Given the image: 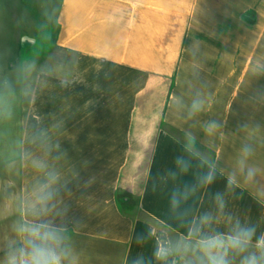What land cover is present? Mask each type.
I'll return each mask as SVG.
<instances>
[{
	"label": "crops",
	"instance_id": "1",
	"mask_svg": "<svg viewBox=\"0 0 264 264\" xmlns=\"http://www.w3.org/2000/svg\"><path fill=\"white\" fill-rule=\"evenodd\" d=\"M52 24L59 56L29 64L31 102L0 124V245L33 180L9 158L26 126L53 144L70 264H161L151 233L178 235L165 226L169 193L207 170L168 176L189 143L217 168L195 207L223 193L229 212L264 232V0H0V37L20 28L6 60L0 39V75L13 72L22 37L34 42L28 35ZM246 145L258 175L245 183L237 174L229 189ZM121 200H134L133 211Z\"/></svg>",
	"mask_w": 264,
	"mask_h": 264
},
{
	"label": "clouds",
	"instance_id": "2",
	"mask_svg": "<svg viewBox=\"0 0 264 264\" xmlns=\"http://www.w3.org/2000/svg\"><path fill=\"white\" fill-rule=\"evenodd\" d=\"M30 78L29 70L16 66L11 74L0 75V124L13 119L17 105L31 102ZM201 107L199 101L191 105L193 112ZM216 128L212 122L205 130L211 134ZM52 151L48 132L39 127H23L10 147L11 162L30 169L33 180L20 197L19 220L12 238L0 245V264H70L67 229L58 219L62 177L49 162ZM185 153L176 158L175 170L168 172L173 181L193 168L207 170L195 172L192 182L177 184L170 191L165 226L178 235L151 233L156 240L155 260L161 264H264V232L257 236L254 225L229 212L223 193L211 195V208L201 211L195 207L201 192L208 195L206 190L215 181L217 168L198 156L191 143ZM252 155L253 149L247 145L237 153L233 174L227 178L229 189L238 185L237 174L245 183L255 181L259 170L250 163Z\"/></svg>",
	"mask_w": 264,
	"mask_h": 264
},
{
	"label": "rangeland",
	"instance_id": "3",
	"mask_svg": "<svg viewBox=\"0 0 264 264\" xmlns=\"http://www.w3.org/2000/svg\"><path fill=\"white\" fill-rule=\"evenodd\" d=\"M20 32V28L17 29L13 34L11 35H5L7 37V41L5 42L6 45L2 44V48H5V55L4 60L7 59V53L12 49L13 44L15 43V40L19 39L18 34ZM3 35V36H4ZM1 36V35H0ZM0 37L1 38H3ZM30 37H34V42H30L28 40L24 41L23 37L21 38L22 46H21V52L16 51L14 49V52L18 55L15 60H13V66L20 67L23 69L29 68L30 63H36V62H43L46 59H53L59 56V50L55 47L54 44V36H55V26L52 24L51 26H48V28H45L41 30L39 33L36 34H30L28 35ZM2 40V39H1ZM0 40V44L2 41ZM16 44V43H15ZM7 50H9L7 52ZM7 55V56H6ZM6 57V58H5ZM121 203L125 207H129L130 211H133V208L135 207L134 200H131L130 202L125 203L121 200Z\"/></svg>",
	"mask_w": 264,
	"mask_h": 264
},
{
	"label": "water",
	"instance_id": "4",
	"mask_svg": "<svg viewBox=\"0 0 264 264\" xmlns=\"http://www.w3.org/2000/svg\"><path fill=\"white\" fill-rule=\"evenodd\" d=\"M25 39H29V40H32L31 38H28V37H25Z\"/></svg>",
	"mask_w": 264,
	"mask_h": 264
}]
</instances>
